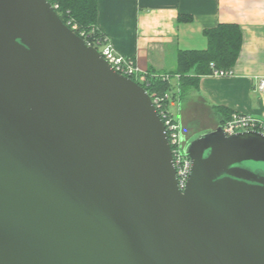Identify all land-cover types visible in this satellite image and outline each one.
Listing matches in <instances>:
<instances>
[{
    "label": "water",
    "instance_id": "95a60500",
    "mask_svg": "<svg viewBox=\"0 0 264 264\" xmlns=\"http://www.w3.org/2000/svg\"><path fill=\"white\" fill-rule=\"evenodd\" d=\"M185 152L181 190L147 89L49 0H0V264H264V134Z\"/></svg>",
    "mask_w": 264,
    "mask_h": 264
},
{
    "label": "crops",
    "instance_id": "0c3cea01",
    "mask_svg": "<svg viewBox=\"0 0 264 264\" xmlns=\"http://www.w3.org/2000/svg\"><path fill=\"white\" fill-rule=\"evenodd\" d=\"M96 25L118 53L132 57L142 70L167 76L177 90L180 51L208 48L207 30L237 27L242 43L232 74L201 76L198 90L169 106L184 135L187 121L202 122V113L207 116L203 129L218 127L222 115L214 106L264 117L263 94L255 89L264 76V0H97Z\"/></svg>",
    "mask_w": 264,
    "mask_h": 264
},
{
    "label": "trees",
    "instance_id": "16d2710c",
    "mask_svg": "<svg viewBox=\"0 0 264 264\" xmlns=\"http://www.w3.org/2000/svg\"><path fill=\"white\" fill-rule=\"evenodd\" d=\"M50 3H58L57 12L60 18L67 24L68 18H73L82 28L96 26L97 22V0H49ZM209 42L205 50H184L178 55V69L176 75L179 76L178 90L169 80L155 77L149 73V85H143L152 94L156 92L160 95L168 94L166 104L175 98L186 99L192 91L198 90L200 78L203 75L213 73L211 64L216 69L230 70L238 58L242 35L235 26L220 25L216 29L206 31ZM217 113H221L220 125L231 117L227 109L214 106Z\"/></svg>",
    "mask_w": 264,
    "mask_h": 264
},
{
    "label": "built area",
    "instance_id": "2783aa9c",
    "mask_svg": "<svg viewBox=\"0 0 264 264\" xmlns=\"http://www.w3.org/2000/svg\"><path fill=\"white\" fill-rule=\"evenodd\" d=\"M52 5L57 11L59 4L54 3ZM67 25L84 39L88 46L96 48L116 72L134 79L142 86L149 85V73L142 70L132 57L118 53L109 36L101 31L97 25L90 28H82L71 17L68 18ZM211 66L213 68L212 75L229 76L232 74L231 70L216 69L213 63ZM161 78L164 80L168 79L167 76H162ZM255 89L263 94L264 103V76L257 79ZM150 95L164 122L167 136L171 144L178 186L181 190H184L189 181L192 162L185 152L186 138L183 133L181 122L171 111L169 104H166L167 99L170 98L168 94L160 95L153 92ZM222 126L227 136L243 131H258L264 134V117L260 118L251 114L233 112L231 117L227 119Z\"/></svg>",
    "mask_w": 264,
    "mask_h": 264
},
{
    "label": "rangeland",
    "instance_id": "374dc122",
    "mask_svg": "<svg viewBox=\"0 0 264 264\" xmlns=\"http://www.w3.org/2000/svg\"><path fill=\"white\" fill-rule=\"evenodd\" d=\"M204 118H207V116L205 115V113H202V122L199 121L198 118L197 119L195 118V120L190 119L189 121H187V123L185 124L186 135H184L186 139L190 140L198 136L203 131H205V129H203L205 125ZM213 125H215V123H213L212 126ZM256 165L260 166L263 164H256Z\"/></svg>",
    "mask_w": 264,
    "mask_h": 264
}]
</instances>
